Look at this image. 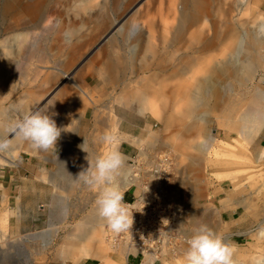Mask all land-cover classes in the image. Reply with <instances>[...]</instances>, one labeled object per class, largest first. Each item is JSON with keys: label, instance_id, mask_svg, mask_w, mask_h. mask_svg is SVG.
I'll use <instances>...</instances> for the list:
<instances>
[{"label": "rangeland", "instance_id": "374dc122", "mask_svg": "<svg viewBox=\"0 0 264 264\" xmlns=\"http://www.w3.org/2000/svg\"><path fill=\"white\" fill-rule=\"evenodd\" d=\"M6 1L7 0H0V42L8 38L10 32L14 29L25 32L23 22L19 21L22 18L20 9L16 8L14 12H7ZM36 1L40 0H24V2L20 3L19 7L32 5V3ZM42 1L44 2L43 9L36 17L34 24L40 28L45 26L51 28L52 26L54 32H50L47 42L45 43L48 50L53 48L52 46L57 42L58 38L55 34L63 29H69L75 32V42L81 40L90 43L82 52L81 57L76 61L74 66L68 71L69 74H81L86 71L84 68L85 65L89 62L92 63L90 69L84 72V74L86 77L90 76L91 81L87 82L92 84L93 89L90 91L86 89V91L92 93L94 91L96 96H98L100 92L101 95L99 98L100 104L90 109V113H88L91 114L94 112L92 118L90 119V116L83 120L82 125L87 130L86 133L88 135L101 133L102 139L105 135L114 137L113 143H108V145L105 146L104 153L110 151V146L116 143L115 139L121 143L119 152L129 158H134L141 154L142 150L144 152L147 151L148 154L149 152L153 153V151L172 152L182 172L176 188L179 195H181L185 209L191 212L194 208V205L190 202V197L192 196L191 189L193 186H197L200 189V193L196 200V204L204 216V220L208 222L209 228L220 234L226 242L228 241V243L234 247L233 259L235 264H264V158H261L264 152V126H260L258 127L260 129H258L256 128L257 126H255V122L249 123V128H252L250 133L253 132L251 134L247 132L246 135L233 126V122H236V120L238 121V118H240L239 115L249 106L254 97L255 89L259 87L264 88V61L253 76L248 77L240 74L239 78L241 79H237L238 82H241L240 84L231 78L219 77L218 86L220 84L219 90L224 97L220 101L223 111H214L212 113L209 107L208 115H206V122H197L198 131L189 135L188 133L180 132L179 128L169 130L167 131L168 133H161V122L151 111H145V113L141 115L125 114V117H130L132 123L131 126L124 125L122 127L123 133H121V129L117 128L114 123H110L105 131L102 129V131L99 130L98 132L96 131V116L103 113L102 116L104 119L106 121L109 119V115L111 113L113 114L112 111L115 107V101H117L119 97H122L123 88L121 82L116 85V89L114 90L102 87V76L108 77L112 72L97 66V63L93 65L96 59H104L99 50L107 44H110L112 40H116L120 46H123L124 37L121 33V27L129 25L134 19L138 24L140 23L139 26L144 25L147 32H149L148 26L151 23L157 26V33L158 31L163 32L165 26L173 22V18H169L168 14L172 0H138L129 6L126 4L128 0H121V8H119L118 11H110L109 8L107 10L105 7L103 13L100 11L99 7L105 2L106 5H104L107 6L111 1ZM244 1L245 0H208V40L212 39V36H215L216 32L218 33L215 37L220 36L221 38V34L223 35L226 31V25L224 24L226 22H229L230 28L236 31H240L241 26L239 25L243 24L246 34L258 33V35H264V0H253L252 4L249 5H245L246 3H244ZM140 2L142 6H149V10L147 9L145 11V13L148 12L147 15H136L135 8L138 7ZM180 3L181 0H178L177 7H181ZM174 4H176V0H174ZM12 14L15 16L14 20L12 19ZM102 22L105 23L106 26L103 30H100ZM214 24L217 26H212ZM201 25L202 24L197 28L198 30L201 28ZM214 27L215 31L213 29ZM11 28L14 29L8 31V29ZM155 40H158L157 43L161 45L164 39L158 34ZM233 41L234 40H229L227 43H219L218 47L208 46V52L206 53L207 57L203 60L199 59L194 71L199 70L207 61L209 65L211 62L221 59L225 51H227V45L232 44ZM30 45H32V43H29L26 49ZM121 53L125 54L126 51L121 50ZM262 53H264V50H262ZM148 56L149 55L146 54L144 57L147 58ZM198 57L199 55L197 54V60ZM147 59L153 61V58L150 56ZM54 60L55 59L51 60L46 65L43 64V66H39V70L42 71L41 69H47V67H59L53 65ZM28 62L37 61L30 59L27 53H22V57L6 59L3 64L0 63V71L3 69V66L6 67V72H8L10 75L9 77H12L11 79L16 82L15 85H23L22 80L15 75V71L20 73L19 76L26 72L25 64ZM185 79L186 78H179L172 81V83H177V81L179 82L180 80L184 81ZM242 80H244V82ZM3 86L6 85L0 82V87ZM10 95V89L6 90V92L3 90V92L0 93V109L3 107L15 108L13 107L15 105V98ZM7 97H9L10 100L5 102L4 99ZM116 98L118 99L116 100ZM110 104L114 107L110 106ZM237 104L241 105L237 109L236 114L234 117L228 118L227 115L234 110V106ZM10 114L12 120L20 117L18 114H15L13 110ZM185 122L189 123L190 119H187ZM202 128L203 133H200L199 130H202ZM124 134L130 135L131 139L124 137ZM152 134L155 138H160H158L160 143H154ZM212 138H214L215 141L210 150L204 148L202 151H196L192 147L194 143L203 144L205 141ZM165 140L167 142H163ZM61 142L62 136L60 135L55 147L47 150H37L34 157L20 152L12 167H1L0 178L7 179L8 182H11V179H17L20 176L21 185L17 189L9 187L10 191L4 192L7 199L5 203L3 202V198L0 197V243L4 242L1 239L3 233L7 235L5 239H13L11 243L0 246V264H66L60 254L61 250H63L61 246L63 243L62 238L65 239V235L68 236L69 233L75 232L76 225L78 222H82V220L83 224L86 223L88 228L90 216L96 207L95 201L97 197L93 196V194L96 195L98 189L95 191V188L85 184V192L84 190L83 192L79 191L69 197L63 187L56 189L48 180L43 181L41 179L44 172H47V179L51 177L52 174L60 173V171H62L61 167L70 161H68V159H63L61 156ZM162 142L165 143L168 148H166V145ZM80 153L77 152L75 157L83 161L80 159ZM250 154L254 156L252 159L249 158ZM41 156H43V158H41ZM45 158H47V160ZM195 158H197L199 164L196 169H190V163ZM85 160H87V157ZM86 163L85 161L84 164ZM129 163L130 160H126V166H129ZM67 164L72 166L73 163L71 161ZM79 170L80 169H77L78 173L81 172ZM127 189L123 190L125 200L127 195H130V191H127ZM55 194L63 196L64 201L62 204H54L56 200ZM90 195L91 198H94V201H85ZM222 199L225 200L221 201ZM81 205L84 206V210L76 217L75 213H72V211L76 212V210L74 211L73 209ZM72 206L74 207L72 208ZM70 208H72L71 211ZM226 212L235 213L234 218L231 219L232 223L230 224H227L223 217V213L225 215ZM4 214L8 215V222L6 225L2 220ZM242 224L245 226L246 233L243 235L239 233L240 235L237 237V227ZM56 228H60V231L57 233L55 231ZM43 232L48 236L47 241H51L48 246L44 245L43 242L38 243V241L26 239L30 234H40ZM1 240L3 242H1ZM29 240L31 241L30 243ZM103 240V253L101 256L109 255L110 257H115L117 252L118 254L123 253V249H112L106 240V234H104ZM6 241L8 240H5V242ZM185 251L186 248L183 253L165 260L162 264H184ZM86 260L88 259H84L77 264H83ZM96 260H98V262L100 261V259Z\"/></svg>", "mask_w": 264, "mask_h": 264}, {"label": "bare ground", "instance_id": "6f19581e", "mask_svg": "<svg viewBox=\"0 0 264 264\" xmlns=\"http://www.w3.org/2000/svg\"><path fill=\"white\" fill-rule=\"evenodd\" d=\"M105 1H111V2L107 6H105L106 2L104 3L105 5L103 4L101 6L100 4L101 7H99V9L102 13L105 10V7L107 10L109 8L110 11L112 10L118 11V9L121 8V4H120L121 0H105ZM137 1L138 0H128L126 4L127 6H129L130 4H133ZM22 2H24V0L6 1L7 12L10 11L14 12L16 8L20 9V13H21L20 15L22 16V18L19 21L23 22L25 32H22L20 30H15L14 28H13L14 30L12 28L8 29V31L10 30L13 31L10 32L9 34L10 36L8 38L0 42V47H1L0 62H4L6 61V59L8 60V59H13V58L15 59L18 57H22V53H27L30 59L42 64H47L51 60L53 59L56 60L60 56L64 55L63 66L67 71H69L71 67L74 66L76 61L81 57L82 52L85 50V48H87V46L90 43L88 41H81V40L75 42L74 41V37H76L75 32L69 29L67 30L63 29L59 31V33L55 34L58 38L57 42L55 45L52 46L53 48H50L48 50L46 48L47 45L45 43L47 42V39L49 37L48 35H50V32H54V30H52V26L50 25L51 28H48L47 26L40 28L36 24H34L36 17L40 14L41 10L43 9L44 2L40 0V1H36L35 3H32V5L19 7L20 3ZM177 2L178 0H176V4H174V0H172V2L170 3V10L168 14H169V18H173V22L167 24L163 32L158 31L157 33L156 31L157 26L153 23H151L148 26L149 32H147L145 30L144 25L139 26L140 23L138 24L134 19L129 25L125 27L123 26L121 27V33L124 37V45H123L124 47L120 46L116 40H112L110 44H107L106 46H104L102 49L99 50L100 54L104 57V59L102 60L97 59L98 66L104 68L106 71L112 72V74L109 75L108 77L102 76L101 79L103 83L102 86L108 87L110 88V90H114L116 89V85H118L121 82L123 85L122 88L123 99L122 97H119V99L116 98V100L117 99L118 100L115 101L116 102L115 107L110 104V106L114 107V110L112 111L113 114L111 113L109 115L110 117L108 116L109 119L107 121L102 116L103 113L96 116L95 118L96 131L99 132V130L102 131V129H104L105 131V129L109 127L110 123H114L117 128L121 129L122 126L124 125L125 114L141 115L144 114L145 111H151V113L157 116L158 120L161 122L160 123L162 125V130L160 131L161 133H166L169 130H174L179 128L180 132L188 133L189 135L193 132L198 131L197 122L199 121L206 122V115H208L209 107L211 108L212 113L214 111H219V112L223 111L220 105L221 104L220 101L224 97L223 95H221V92L219 90L220 88L219 87L220 84L218 86L219 77L231 78L234 81H237V79L238 80L241 79L239 78L240 74L248 77L253 76L256 70L258 69V67L262 65V62L264 61V53H262V50H264V35H258V33L246 34L243 24L239 25L241 26L240 31H236L235 29L230 28L231 26L229 22H226L224 23L226 25L225 26L226 31L224 30L225 33L223 35L221 34V38L220 36L215 37L218 33L216 32V35L215 36L213 35L214 38L212 36V39L208 40L209 39L208 38V0H181L180 3L181 7L179 6L177 7ZM252 2L253 0L244 1V3H246L245 5L252 4ZM147 9L149 10V6L147 7L142 6L140 2V4H138V7L135 8L136 15L137 14H140V16L147 15L148 12L145 13ZM14 18L15 16L12 14V19L14 20ZM200 24L202 25L201 28L198 30L197 28L200 26ZM217 25L214 24L212 26H217ZM105 26L106 24L102 22L100 26V30H103ZM213 29L215 31V27ZM158 34L159 36H162L164 39L163 43L161 42L162 46L160 45V43H157L158 40L157 41L155 40ZM229 40H234V41L232 42V44L227 45L228 47L226 48L227 51H225L221 59L215 60L211 62L209 65L207 61L204 64V66H202L199 70L194 71L197 63L199 62V59L203 60L204 58L207 57L206 53L208 52V46L218 47L219 43L222 42L227 43ZM29 43H32V45H30L26 49ZM121 50L122 51L125 50L126 53L122 54ZM145 53L150 57H152L153 61H149L147 59L149 56L145 58L144 57L146 56ZM197 54L199 55L198 60L196 59ZM91 65L92 63L89 62L88 64L85 65L84 68L88 70L90 69ZM179 78L180 79L186 78V79L184 81L180 80L179 82L177 81V83H172V81ZM65 79L70 85L72 84L82 88L80 81L71 77V75L67 74ZM36 80L37 79H35V82ZM242 81L244 82V80ZM238 83L240 84L241 82ZM83 92L85 94H88L87 91H85V89H83ZM44 94L46 95L47 93H43V94L39 93L37 94V96L40 95L43 97ZM52 99L50 100L51 102ZM54 102L55 101H53L52 104H55ZM240 105L241 104L235 105L234 110H232L229 113V115H227V117L228 118L234 117ZM46 106L52 107V105L49 104ZM51 107H49V109ZM239 117L240 118H238L239 119L238 121L236 120V122H233V126L236 129L238 128L239 130L244 132L243 133L244 135H246L247 132L250 133V131L252 130V128H249L250 126H248L249 123L255 122L256 124H258V125L255 124V126H257L256 128L260 126H264V88L259 87L258 89H255L253 99L251 100L247 109L243 113H241ZM187 119H190L189 123L185 122ZM68 123L70 124V122ZM71 130L74 131L75 133H83L81 130H75L74 127H71L70 131ZM199 131L200 133H203V128L202 130ZM88 137L89 138L87 139L85 138L83 142L82 139H80L79 141L81 142L78 144V146L87 151L86 152L83 150L85 156L88 155L91 156V159L92 158L95 159L97 158L98 155H102V153H104L103 152L104 148L105 146L108 145V143H106L104 139H102L101 133H93L90 134V136ZM152 137L154 143L155 142L160 143L158 141L159 137L155 138L154 135ZM214 141L215 139L212 138L210 140L205 141L203 144L194 143L192 147L196 151L199 150L202 151L204 148L210 150L213 147ZM115 142L114 145L110 146V151L113 149L119 151V147L121 143L116 141V139ZM163 142H167V141L165 140ZM77 143L75 144L77 145ZM90 147H94V150H91ZM166 148H168L167 145ZM63 152L66 151L63 150ZM84 154H81V156ZM94 155L95 157H93ZM148 156H149L148 154L147 155L140 154V157L143 158ZM124 157H125V166L122 170L121 175L116 178V183L121 187L122 190L127 189L132 184V180H131L132 168L130 163L129 166H126V160H128V157L127 156ZM253 157H254L253 154L249 155L250 159H252ZM73 158H72V162L74 161ZM261 158L263 159L264 156L261 155ZM198 164L199 163L197 161V158H195L191 161L190 167L192 169H196ZM76 168L72 167L71 165H68V167L65 168L66 172L60 174L61 176L64 174L66 176V177L62 176L66 180L65 186L62 187L66 190L69 197L78 193L79 191L83 192L85 186V183L77 178L79 173L77 172ZM85 169H87V167H81L79 171ZM180 177L181 174L179 176V179ZM95 191H97L96 188ZM97 194L96 195L93 194V196L97 197L98 196ZM91 195L89 198L87 197L85 201L93 200L94 198H91ZM62 199L63 196L59 195V197L57 198V203L55 204L58 203L62 204V202L64 201V199L63 200ZM73 207L74 206H72V208ZM72 208H70V211ZM73 210L74 211L76 210V212L72 211V213H75V216L77 217L79 213L83 212L84 206L83 205L78 206V208ZM85 224H83V220L82 222H78V224L76 225L75 232L69 233L68 236L65 235L66 237L65 239L62 238L63 243L61 244V246L63 250H61L60 254L64 262L73 263L83 259L97 257L98 254L97 251L102 247L101 245L104 243L103 236L104 234L107 233V224L98 215L97 207L94 208V211L90 216V222L88 228H87V224L86 225ZM201 225H207V224L201 221L196 222V228H198ZM55 231L56 233L59 232L60 228H56ZM45 232L40 234H30L26 237V239H30L31 241H38V243L43 242L44 245L48 246L51 241H47L48 236H46ZM188 237L189 236L187 233V238ZM2 239L4 242L1 240V242L3 243H0V246L1 245L4 246L6 245V243L12 242L11 239H5V237H3ZM5 240L8 241L5 242ZM30 240L29 243L31 242ZM109 244L112 247V249L115 250L122 249L121 247L113 248V245L111 243ZM185 247L186 246L183 247L181 253H183ZM123 253L118 254L117 252V254L115 253L117 255V256L115 255V257L114 256L110 257L108 255V259L106 260V263L126 264V261L128 259L127 257L128 253L125 252L124 249H123ZM145 257L148 259H145L144 264H149L151 263V261L155 262V257L153 255H146Z\"/></svg>", "mask_w": 264, "mask_h": 264}, {"label": "crops", "instance_id": "0c3cea01", "mask_svg": "<svg viewBox=\"0 0 264 264\" xmlns=\"http://www.w3.org/2000/svg\"><path fill=\"white\" fill-rule=\"evenodd\" d=\"M63 60H64V55L60 56L59 58H57L53 62L54 66H59V67H47V69H41L42 71H40L38 68L39 66H43L42 63H39V62H31V63L28 62L26 64L24 63L26 65V72H24L23 74H21L19 76L20 73L15 71V75L18 76L20 78V80H22V82H23V85L17 84V86L15 85L16 82L14 80H12L11 79L12 77L10 78L9 77L10 75L8 74V72H6V67L3 66V69L0 71V82L6 86L0 87V93H2L3 90H4V92H6V90L10 89L11 90L10 96H13L15 98V105L13 106L15 108L12 109V108H8V107H3L0 109V128H2L3 126H6L10 121H12V116L10 114V112H12V110L15 112V114H18L19 116H22L26 112L47 111L48 114L51 115L52 119L55 120L57 127L62 129V131H61V136H62V142H61L62 153L61 154H62V158L65 160L68 159V161L70 160L69 162H71L72 158L74 157L73 160L74 161L76 160V161L72 162L73 163L72 167H74V168L77 167L76 169H80L81 167H88V165H87L88 160H85V157H87L88 155L85 156L83 149L78 146V144L81 142L79 140L82 139V142H83V140L85 138L87 139V138H89L88 136H90V134L88 135L87 133H85L87 130L84 128L82 123H83V120L85 118H88L90 116H91L90 119L92 118V115L94 114V112L91 114H88V113H90V109H93L95 106H98L100 104L99 98H100L101 94L99 92L98 96H96L94 91H93V93L87 92L88 94H85L83 92V89H85V91H86V89L88 91L93 89L92 84L87 82V81H91L90 76L86 77V75L84 74V72H87V70L82 72L81 74H77V75L76 74L74 75V73L69 74V72L63 66ZM0 63L3 64L4 62H0ZM95 63H98L97 59H96V61H94L93 65H95ZM97 66H98V64H97ZM32 67H33V69H32ZM29 73H30V75H29ZM67 74H69V75H71V77L79 80L82 88H80L79 86H76V85H72V84L70 85L65 79ZM89 78H90V80H89ZM35 79H37L36 82H35ZM33 82H35V83H33ZM68 87L70 90L68 89ZM104 88L108 89V87H105V86H104ZM39 93H41V94L47 93L48 95L44 94L43 97L40 95L37 96V94H39ZM28 96L31 98H29ZM35 96H37V97H35ZM47 97H49V98H47ZM51 99H52V102L50 101ZM4 100L6 102L10 99H9V97H7ZM46 100H47V102H46ZM53 101H55L54 102L55 104H52ZM49 102H51V103H49ZM48 104L52 105V107L49 106V107H51L50 109L48 106H46ZM47 108H48V110H47ZM93 118H94V116H93ZM67 121L70 122V124ZM131 123H132V120L130 119V117H125L124 125H126V126L130 125L131 126ZM72 124L73 125L75 124V125L73 126ZM66 126H67V129H66ZM70 126L74 127L75 130H81L83 133H75L72 130L70 131V129H71ZM121 133H123L122 128H121ZM124 137L131 139L130 135L124 134ZM75 143H77V145ZM90 149L94 150V147H90ZM14 150L12 151L13 153L11 152V153H9V155L8 154L7 155H0V169L3 166L12 167L15 164V159L17 157L16 155H18L19 152H24L30 156H33V157L35 156V153L37 152V149L32 148L30 146V144H28L27 142L17 144ZM63 150H65L66 152H63ZM77 152L78 153L81 152L80 156H81V154H84L80 158L83 161H80L77 159V157H75V154ZM142 154L147 155L148 153H147V151L144 152L142 150L141 155ZM262 155L264 156L263 153H262ZM98 156H100V155H98ZM93 157H95V155ZM41 158H43V156H41ZM45 159L47 160V158H45ZM88 159L90 161H94L96 158L91 159V156H88ZM130 159L131 158L128 157V160H130ZM84 160L87 162V164H85V165H84V162H85ZM69 162H67V163H69ZM79 162H82V163H79ZM66 164L63 167H61L62 173L60 171V173H58L59 175L57 173H56L57 175L52 174V176L49 177L50 178V180H49V178L47 179V172H44L41 176V179L43 181L48 180L53 185V187L56 189L59 187L61 188L62 186H65L66 180L64 179V177H62V176H65V174L62 176L60 174L65 173L66 172L65 168H67L68 165H70V164H68V165H66ZM79 164L82 166H80ZM190 169H192V168L190 167ZM53 179H55V180H53ZM56 181H57V184H56ZM20 185H21V177L20 176L17 179L16 178L11 179V182H8L7 179L0 178V192H1L0 197L3 198V202H5L7 200L6 196L4 195V192H6V191L9 192L10 191L9 187H12L13 189H17V188H19ZM193 187L191 189L192 196L190 197L191 198L190 202H192L194 204V208L192 209L191 212L188 211L189 226L191 224L190 230L188 231V236H190L192 233V230H194L196 228V222L201 221L203 223L205 222L208 225V222H206L204 220V216L202 215V213L200 212V209L198 208V206L196 204V200L199 196L200 189L197 186H195L194 188ZM59 195L60 194H55L56 203H57V198L59 197ZM129 197L130 196L127 195V199ZM224 200L225 199H222L221 201H224ZM55 201H54V204H55ZM234 215H235V213H231V212H226L225 215L223 213V217L225 219V222L227 224L232 223L231 219L234 218ZM2 220H3V222H5V225H6L8 222V215L5 214L2 218ZM237 228H238L236 230V232L238 233V235H236L237 237L240 235L239 233H241L242 235L246 233V229H245V226L243 224L238 226ZM263 234H264V231H263ZM3 235L1 237V239L3 237H7L6 233L5 234L3 233ZM227 243H228V241H227ZM96 244H99V243H96ZM185 248H187V246ZM102 251H103V246L97 251L98 252L97 257H94L93 259L87 258L88 260H86L83 264H110V263H106V260L108 259V255L101 256L103 253ZM96 259H100V261L98 262V260H96ZM80 261H82V260H80ZM80 261H78V262H80ZM144 261L140 257H129L126 261V264H144ZM78 262H73V263L68 262V263L77 264ZM64 263L67 264V262H64ZM149 264H162V263H158V262L153 263V261H151V263H149Z\"/></svg>", "mask_w": 264, "mask_h": 264}, {"label": "clouds", "instance_id": "9594fccd", "mask_svg": "<svg viewBox=\"0 0 264 264\" xmlns=\"http://www.w3.org/2000/svg\"><path fill=\"white\" fill-rule=\"evenodd\" d=\"M61 131L47 111L26 112L0 128V155L11 153L17 144L24 142L37 150L53 148ZM103 139L107 143L114 141L111 135H105ZM87 160V169L82 170L77 178L98 189L95 201L98 215L113 233L129 231L133 225V213L125 202L123 190L116 183L125 166L124 155L113 149L94 161L87 156ZM186 244L184 264H235L234 247L207 225L194 229Z\"/></svg>", "mask_w": 264, "mask_h": 264}, {"label": "built area", "instance_id": "2783aa9c", "mask_svg": "<svg viewBox=\"0 0 264 264\" xmlns=\"http://www.w3.org/2000/svg\"><path fill=\"white\" fill-rule=\"evenodd\" d=\"M148 155L130 159L132 184L125 202L133 213L132 228L115 234L107 226L106 240L113 248L124 249L128 258L144 261L146 255H153V263H163L187 246L188 211L176 188L181 171L174 154L153 151Z\"/></svg>", "mask_w": 264, "mask_h": 264}, {"label": "trees", "instance_id": "16d2710c", "mask_svg": "<svg viewBox=\"0 0 264 264\" xmlns=\"http://www.w3.org/2000/svg\"><path fill=\"white\" fill-rule=\"evenodd\" d=\"M126 200H127V198H126Z\"/></svg>", "mask_w": 264, "mask_h": 264}]
</instances>
